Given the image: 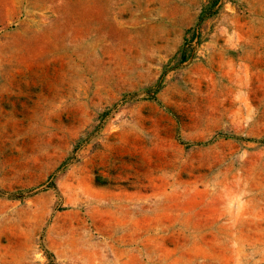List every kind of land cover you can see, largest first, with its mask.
Here are the masks:
<instances>
[{
	"label": "rangeland",
	"instance_id": "obj_1",
	"mask_svg": "<svg viewBox=\"0 0 264 264\" xmlns=\"http://www.w3.org/2000/svg\"><path fill=\"white\" fill-rule=\"evenodd\" d=\"M0 264H264V0H0Z\"/></svg>",
	"mask_w": 264,
	"mask_h": 264
}]
</instances>
